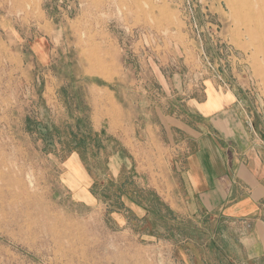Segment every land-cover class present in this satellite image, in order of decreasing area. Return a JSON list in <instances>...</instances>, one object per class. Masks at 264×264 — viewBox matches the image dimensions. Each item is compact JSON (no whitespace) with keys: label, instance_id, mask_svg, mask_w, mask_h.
<instances>
[{"label":"rangeland","instance_id":"obj_1","mask_svg":"<svg viewBox=\"0 0 264 264\" xmlns=\"http://www.w3.org/2000/svg\"><path fill=\"white\" fill-rule=\"evenodd\" d=\"M211 79L264 148V0H0V264L218 262L156 192Z\"/></svg>","mask_w":264,"mask_h":264},{"label":"crops","instance_id":"obj_2","mask_svg":"<svg viewBox=\"0 0 264 264\" xmlns=\"http://www.w3.org/2000/svg\"><path fill=\"white\" fill-rule=\"evenodd\" d=\"M202 88L181 100L177 115L161 116L176 156L175 177L156 192L174 220H195L194 236L209 223L219 261L200 264H264V148L233 91L219 90L213 79ZM129 203L132 210L147 209Z\"/></svg>","mask_w":264,"mask_h":264}]
</instances>
